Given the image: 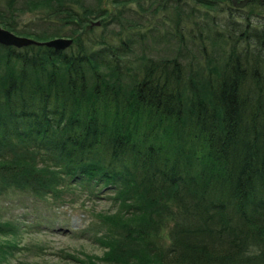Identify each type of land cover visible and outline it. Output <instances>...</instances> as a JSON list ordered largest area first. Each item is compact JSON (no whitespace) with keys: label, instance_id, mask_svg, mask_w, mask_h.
Wrapping results in <instances>:
<instances>
[{"label":"trees","instance_id":"obj_1","mask_svg":"<svg viewBox=\"0 0 264 264\" xmlns=\"http://www.w3.org/2000/svg\"><path fill=\"white\" fill-rule=\"evenodd\" d=\"M128 1L131 18L110 13L97 34L64 28L102 0H0L4 29L72 39L0 45V197L115 203L88 228L121 231L104 264H264V4L196 0L194 21L170 0L172 21L167 1L114 5ZM22 11L40 13L39 34L18 31ZM111 27L127 30L113 42ZM24 227L0 218V264Z\"/></svg>","mask_w":264,"mask_h":264},{"label":"rangeland","instance_id":"obj_2","mask_svg":"<svg viewBox=\"0 0 264 264\" xmlns=\"http://www.w3.org/2000/svg\"><path fill=\"white\" fill-rule=\"evenodd\" d=\"M102 1L105 3L102 6L103 11L92 14L91 11H95V8L94 6L89 7L86 14H80L79 20H73L74 24L66 23L67 26L64 28L66 32L83 29L88 25L91 29L96 28L95 31L92 30L93 33L101 34L102 28L97 30V27L101 26V21L111 20L109 18L110 13L112 16L114 12L119 17L120 12L125 14V19H127L131 18V12L138 8L137 3L134 1H128L125 6L114 5L119 0ZM165 1L168 4L165 6L164 15L169 20L174 21L173 7L177 6L169 2L170 0H162V2ZM240 1L236 0L235 3L239 4ZM259 3L264 4V1L262 0ZM180 4L182 12H187L189 15L195 14L192 16L194 21L199 19L200 15L197 12L201 6L197 5L196 0H180ZM246 5L247 3L239 9L248 12L250 8L245 9ZM122 7H126L127 12ZM148 7L149 1H145L141 8L147 9ZM40 16L38 11H22L15 14L14 22L18 31L39 34L42 31L39 24ZM123 24L128 25L126 22H123ZM112 28H109L108 32L115 33L111 37L113 42L117 41L119 37H123L122 35L127 30H123L117 35L116 33L119 30ZM86 36L91 37L90 35ZM28 38L38 42L55 39L51 37L40 41L34 37ZM153 55L154 53L151 52L150 56ZM25 197V195L17 192H10L7 198L0 197V218H2V221L25 226L19 229L15 235L9 234L3 237L4 241L12 242L17 245V248L11 256L3 260L2 264H85L89 260L95 262V264H104L96 260L107 251L104 245L109 239L116 241L121 238V231L112 229L113 227L108 224H99L95 227L93 233L88 230L91 223L96 221V215L115 214L117 212V205L108 199L89 200L90 196L82 190L63 193L59 198H49L47 200H40L39 198L26 199L27 197ZM134 217V215H130V219H134ZM95 239H99L98 242L102 239L104 244L96 242ZM165 245H167V242Z\"/></svg>","mask_w":264,"mask_h":264},{"label":"water","instance_id":"obj_3","mask_svg":"<svg viewBox=\"0 0 264 264\" xmlns=\"http://www.w3.org/2000/svg\"><path fill=\"white\" fill-rule=\"evenodd\" d=\"M247 1L248 0H241L239 4H236V0H232L233 5L236 8H243ZM71 44L72 39L69 38H55L47 42H38L28 37L17 36L0 26V45L4 47L20 49L28 46H45L56 51H62L67 49Z\"/></svg>","mask_w":264,"mask_h":264}]
</instances>
